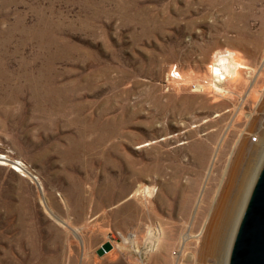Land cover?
<instances>
[{
	"label": "rangeland",
	"instance_id": "1",
	"mask_svg": "<svg viewBox=\"0 0 264 264\" xmlns=\"http://www.w3.org/2000/svg\"><path fill=\"white\" fill-rule=\"evenodd\" d=\"M250 130L264 0H0V264H227L264 156L215 255L199 231Z\"/></svg>",
	"mask_w": 264,
	"mask_h": 264
},
{
	"label": "bare ground",
	"instance_id": "2",
	"mask_svg": "<svg viewBox=\"0 0 264 264\" xmlns=\"http://www.w3.org/2000/svg\"><path fill=\"white\" fill-rule=\"evenodd\" d=\"M217 65V72L220 79L227 76H234L237 68L245 67L243 63L238 62L236 59H233V56L230 53H220ZM248 133L251 134L250 138L253 139L254 133L251 130L242 134L239 142H237L238 145L234 153L230 155V157H228L227 164L224 168H222L221 178L217 181L218 185L212 193V205L210 206L209 212L207 214V219H205L206 221L202 227V230L199 231V233H201V242L199 244L200 249L198 254L200 259L210 255H215V252L219 248L218 245L220 244L222 234L226 230L228 220L231 219L232 215L234 214L235 208L237 207V200L239 198V194H241L243 186L246 185L247 187L252 182L255 170L253 169L252 176L249 177L251 171L249 172L248 170L250 169V167L249 161L247 160L252 159L255 156L262 159V157L264 156V135H262V137L261 135H259V140L253 143L254 148L251 149V151H248L245 144L247 143V138L249 137ZM3 156V154H0V164H4L7 162L6 160H4ZM19 163L20 161L14 160L12 162V167L18 168ZM209 192L210 191L208 189L205 193V199H203V202L209 199ZM240 209L241 208L239 207L237 208V218L240 217ZM154 235H156L154 231L149 229V233L146 237L145 243H148L151 249H153V244L150 243V239ZM229 249L230 247H227L226 256L229 253ZM224 264H226V262H224Z\"/></svg>",
	"mask_w": 264,
	"mask_h": 264
},
{
	"label": "water",
	"instance_id": "3",
	"mask_svg": "<svg viewBox=\"0 0 264 264\" xmlns=\"http://www.w3.org/2000/svg\"><path fill=\"white\" fill-rule=\"evenodd\" d=\"M258 170L229 246L227 264H264V160ZM111 247V241H105L96 252Z\"/></svg>",
	"mask_w": 264,
	"mask_h": 264
},
{
	"label": "built area",
	"instance_id": "4",
	"mask_svg": "<svg viewBox=\"0 0 264 264\" xmlns=\"http://www.w3.org/2000/svg\"><path fill=\"white\" fill-rule=\"evenodd\" d=\"M253 139H254V137H253ZM20 164V163H19Z\"/></svg>",
	"mask_w": 264,
	"mask_h": 264
}]
</instances>
